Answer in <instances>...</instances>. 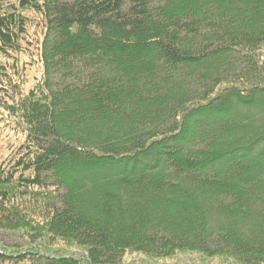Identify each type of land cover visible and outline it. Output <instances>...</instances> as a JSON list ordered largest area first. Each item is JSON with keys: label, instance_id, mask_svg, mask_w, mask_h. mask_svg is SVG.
<instances>
[{"label": "trees", "instance_id": "1", "mask_svg": "<svg viewBox=\"0 0 264 264\" xmlns=\"http://www.w3.org/2000/svg\"><path fill=\"white\" fill-rule=\"evenodd\" d=\"M0 122V264H264V0H0Z\"/></svg>", "mask_w": 264, "mask_h": 264}, {"label": "rangeland", "instance_id": "2", "mask_svg": "<svg viewBox=\"0 0 264 264\" xmlns=\"http://www.w3.org/2000/svg\"><path fill=\"white\" fill-rule=\"evenodd\" d=\"M23 60H30L25 56H21ZM35 54L31 59L33 62L32 66H28L27 73H26V80L27 83L25 84V90L32 86L33 82L37 77H40L41 71L40 66L35 62ZM10 120V119H9ZM12 123L9 125H5V123L0 122V155H6L11 151V146L19 145L22 140L23 136L21 134H17L12 129ZM17 134V135H16ZM1 238V237H0ZM137 256V255H136ZM135 258L134 256H129V258ZM130 258V259H131Z\"/></svg>", "mask_w": 264, "mask_h": 264}]
</instances>
